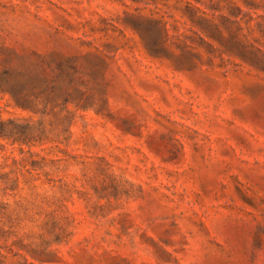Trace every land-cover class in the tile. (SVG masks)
<instances>
[{
    "label": "rangeland",
    "instance_id": "374dc122",
    "mask_svg": "<svg viewBox=\"0 0 264 264\" xmlns=\"http://www.w3.org/2000/svg\"><path fill=\"white\" fill-rule=\"evenodd\" d=\"M0 264H264V0H0Z\"/></svg>",
    "mask_w": 264,
    "mask_h": 264
}]
</instances>
